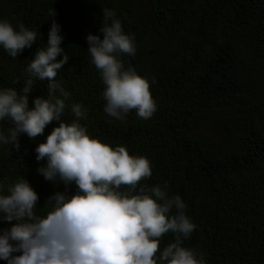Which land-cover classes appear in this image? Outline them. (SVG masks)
Here are the masks:
<instances>
[{"label":"trees","instance_id":"16d2710c","mask_svg":"<svg viewBox=\"0 0 264 264\" xmlns=\"http://www.w3.org/2000/svg\"><path fill=\"white\" fill-rule=\"evenodd\" d=\"M52 8L70 56L56 77L70 93L64 118L71 121V106L81 104L87 118L80 122L92 136L150 160L152 175L141 184L167 183L170 196L182 197L197 225L184 245L202 251L207 264H264V0H0V19L38 33L16 58L0 46V89L23 88L35 50L46 46ZM106 8L135 37V55L121 58L150 81L157 103L150 119L104 112L105 85L86 37L98 33ZM47 83L34 78L30 107L47 96ZM56 124L35 140L22 134L19 151L0 144V184L26 177L39 195L38 215L65 188L37 171L45 161L36 160L35 147ZM11 126L0 121L5 133ZM173 239L166 234L160 249Z\"/></svg>","mask_w":264,"mask_h":264},{"label":"clouds","instance_id":"9594fccd","mask_svg":"<svg viewBox=\"0 0 264 264\" xmlns=\"http://www.w3.org/2000/svg\"><path fill=\"white\" fill-rule=\"evenodd\" d=\"M55 15L50 9L46 46L35 50L23 88L0 89V121L12 125L7 133L0 129V144L19 151L22 134L35 140L56 121L35 147L36 160L45 161L37 171L65 188L49 196L48 211L38 215L39 195L26 177L6 188L0 184V222L11 225L0 229V259L7 264H207L202 251L184 245L197 225L182 197L170 196L167 183L141 184L152 175L150 160L92 136L80 122L87 118L81 104L71 106V121L64 118L70 93L56 77L70 56L61 46L64 37ZM37 36L22 22L14 26L0 19V46L13 58L32 48ZM86 40L105 85L104 112L120 121L133 110L150 119L157 110L150 81L131 64L125 67L121 56L135 55V37L124 31L115 11L103 9L98 33H89ZM34 78L48 81L47 96H36L30 107ZM168 233L174 239L161 250Z\"/></svg>","mask_w":264,"mask_h":264}]
</instances>
